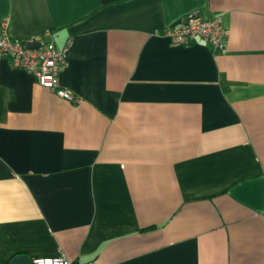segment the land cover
<instances>
[{"label": "crops", "instance_id": "0c3cea01", "mask_svg": "<svg viewBox=\"0 0 264 264\" xmlns=\"http://www.w3.org/2000/svg\"><path fill=\"white\" fill-rule=\"evenodd\" d=\"M220 16L223 52L165 30ZM66 47L59 83L0 59V261L264 264V0H0Z\"/></svg>", "mask_w": 264, "mask_h": 264}, {"label": "built area", "instance_id": "2783aa9c", "mask_svg": "<svg viewBox=\"0 0 264 264\" xmlns=\"http://www.w3.org/2000/svg\"><path fill=\"white\" fill-rule=\"evenodd\" d=\"M228 31L220 16L209 18L191 11L168 26L165 35L175 44L189 45L198 39L207 43L214 53L223 52ZM35 44L36 47L29 45ZM8 59L14 68L31 73L36 82L58 97L76 102L72 90L59 83V73L67 62L66 47L56 48L39 39H14L8 33V20L0 24V59ZM32 264H73L64 254L55 257H32Z\"/></svg>", "mask_w": 264, "mask_h": 264}, {"label": "water", "instance_id": "95a60500", "mask_svg": "<svg viewBox=\"0 0 264 264\" xmlns=\"http://www.w3.org/2000/svg\"><path fill=\"white\" fill-rule=\"evenodd\" d=\"M30 47H36L35 44L29 45ZM0 264H32L31 258L27 255L18 254L13 256L8 262H1Z\"/></svg>", "mask_w": 264, "mask_h": 264}, {"label": "trees", "instance_id": "16d2710c", "mask_svg": "<svg viewBox=\"0 0 264 264\" xmlns=\"http://www.w3.org/2000/svg\"><path fill=\"white\" fill-rule=\"evenodd\" d=\"M8 261H9V260H8ZM8 261H1V262H4V263H5V262H8Z\"/></svg>", "mask_w": 264, "mask_h": 264}]
</instances>
